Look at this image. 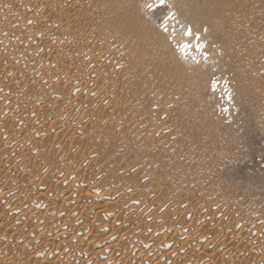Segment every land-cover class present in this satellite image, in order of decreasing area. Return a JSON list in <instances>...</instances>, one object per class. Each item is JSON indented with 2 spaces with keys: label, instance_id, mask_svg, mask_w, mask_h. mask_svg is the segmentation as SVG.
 <instances>
[{
  "label": "rangeland",
  "instance_id": "1",
  "mask_svg": "<svg viewBox=\"0 0 264 264\" xmlns=\"http://www.w3.org/2000/svg\"><path fill=\"white\" fill-rule=\"evenodd\" d=\"M263 238L264 0H0V264H264Z\"/></svg>",
  "mask_w": 264,
  "mask_h": 264
},
{
  "label": "bare ground",
  "instance_id": "2",
  "mask_svg": "<svg viewBox=\"0 0 264 264\" xmlns=\"http://www.w3.org/2000/svg\"><path fill=\"white\" fill-rule=\"evenodd\" d=\"M16 1V0H15ZM43 1V0H42ZM85 1V0H84ZM37 2V1H36ZM6 3H8V2H6ZM14 3V2H13ZM17 3V2H16ZM109 3V2H108ZM69 4H71V3H69ZM77 4V3H76ZM15 5V4H14ZM37 5V4H36ZM20 6V5H19ZM74 6V5H73ZM59 7V6H58ZM78 7V6H77ZM23 8H25V7H23ZM74 9H75V7H72V6H70V5H67V6H65L63 9H62V11H61V13H62V16L63 15H70L69 13H71L72 15L74 14L73 12H74ZM84 10V9H83ZM60 12H59V14H61ZM77 14H78V12H77ZM49 15V14H48ZM74 15H76V14H74ZM53 16V15H52ZM71 16V15H70ZM67 17V16H66ZM76 18V17H75ZM66 19V18H65ZM68 19H69V17H68ZM64 20V19H63ZM132 28V27H131ZM35 32V31H34ZM43 33V32H42ZM45 33V32H44ZM129 38V37H128ZM47 40V39H46ZM62 42V41H61ZM43 43V42H42ZM81 43V42H80ZM82 44V43H81ZM78 46V45H77ZM98 46V45H97ZM47 47V46H46ZM69 47V46H68ZM80 47V46H79ZM95 47V46H94ZM75 48V47H74ZM100 48V47H99ZM54 50V49H53ZM57 50V49H56ZM66 50H67V48H66ZM100 50V49H99ZM101 51V50H100ZM72 53H73V51H72ZM61 54H63V53H61ZM68 56V55H67ZM68 60H69V58H68ZM80 60V59H79ZM85 60V59H84ZM53 68V67H52ZM54 71V70H53ZM58 71V70H57ZM65 73V72H64ZM75 74V73H74ZM76 75V74H75ZM74 80V79H73ZM45 105V104H44ZM2 113H4V114H8V113H10L11 112V110H10V108H8V107H4V108H2ZM129 187V186H128ZM42 210V209H41ZM102 225V224H101ZM121 226V225H120ZM123 227V226H122ZM125 227V226H124ZM94 228V227H93ZM96 228V227H95ZM102 228V227H101ZM114 228V227H113ZM100 229V228H99ZM102 229H104V228H102ZM108 229V228H107ZM119 229V228H118ZM121 230H122V228H120ZM128 229V228H127ZM150 229V228H149ZM148 229V230H149ZM147 230V231H148ZM102 231V230H101ZM150 231V230H149ZM222 231V230H221ZM98 232V231H97ZM103 232V231H102ZM125 232V231H124ZM193 233V232H192ZM224 233V232H223ZM124 234V233H123ZM137 234V233H136ZM127 235V234H126ZM218 235V234H217ZM109 236V235H108ZM222 236V235H221ZM88 237H89V235H88ZM92 237H96V235L95 236H93L92 235ZM91 237V238H92ZM110 237V236H109ZM145 237V236H144ZM152 237V236H151ZM127 238V237H126ZM90 239V238H89ZM111 239V238H110ZM264 239V238H263ZM194 240V239H193ZM200 240V239H199ZM222 240V239H221ZM226 240V239H225ZM228 240H229V238H228ZM140 241H142V240H140ZM157 241V240H156ZM163 241V240H162ZM167 241V240H166ZM195 241V240H194ZM227 241V240H226ZM225 241V242H226ZM255 241V240H254ZM52 242V241H51ZM74 242V241H73ZM132 242V241H131ZM185 242V241H184ZM188 242V241H187ZM186 242V243H187ZM224 242V243H225ZM250 242V241H249ZM223 243V242H222ZM52 244V243H51ZM50 244V245H51ZM167 244V243H166ZM168 244H169V242H168ZM224 245V244H223ZM225 245H226V243H225ZM224 245V246H225ZM228 246V245H227ZM163 247H164V244H163ZM108 249V248H107ZM205 250V249H204ZM106 251V250H105ZM144 251V250H143ZM145 252V251H144ZM110 253V252H109ZM111 254V253H110ZM149 255V254H148ZM158 257V256H157ZM191 259V258H190ZM190 261V260H189ZM133 264V263H132Z\"/></svg>",
  "mask_w": 264,
  "mask_h": 264
}]
</instances>
